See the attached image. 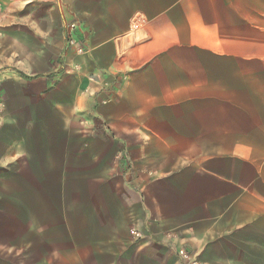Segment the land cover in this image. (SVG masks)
Instances as JSON below:
<instances>
[{
	"label": "crops",
	"instance_id": "1",
	"mask_svg": "<svg viewBox=\"0 0 264 264\" xmlns=\"http://www.w3.org/2000/svg\"><path fill=\"white\" fill-rule=\"evenodd\" d=\"M0 77L3 258L47 172L77 174L78 264H264V0H0Z\"/></svg>",
	"mask_w": 264,
	"mask_h": 264
},
{
	"label": "rangeland",
	"instance_id": "2",
	"mask_svg": "<svg viewBox=\"0 0 264 264\" xmlns=\"http://www.w3.org/2000/svg\"><path fill=\"white\" fill-rule=\"evenodd\" d=\"M2 100L0 95V108H4L0 117L6 116ZM47 127L51 132V127ZM42 129L40 126V133L47 132V129ZM1 175H5L8 181L16 180L18 183L20 180V176L13 172ZM76 176L73 173L47 172L21 174L24 202L22 250L17 255L7 254V258L1 254L0 264H78L80 242L86 241L83 234H86L87 222L77 213L81 190L74 178ZM58 198L66 199L64 208L53 205Z\"/></svg>",
	"mask_w": 264,
	"mask_h": 264
},
{
	"label": "built area",
	"instance_id": "3",
	"mask_svg": "<svg viewBox=\"0 0 264 264\" xmlns=\"http://www.w3.org/2000/svg\"><path fill=\"white\" fill-rule=\"evenodd\" d=\"M71 29L75 30L76 26L71 25ZM68 45L71 47H75L77 54L85 53L84 46L78 44V41L74 35H71L68 39ZM130 235L134 240H140L142 238L141 233L136 229H131ZM177 255L183 264H199L196 258L192 254L188 253L185 249L178 250Z\"/></svg>",
	"mask_w": 264,
	"mask_h": 264
}]
</instances>
